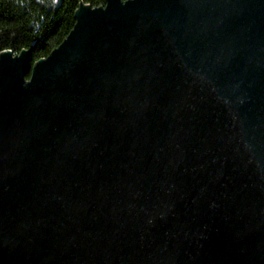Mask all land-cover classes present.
<instances>
[{"label":"water","instance_id":"1","mask_svg":"<svg viewBox=\"0 0 264 264\" xmlns=\"http://www.w3.org/2000/svg\"><path fill=\"white\" fill-rule=\"evenodd\" d=\"M0 264H264V0L82 4L2 51Z\"/></svg>","mask_w":264,"mask_h":264},{"label":"trees","instance_id":"2","mask_svg":"<svg viewBox=\"0 0 264 264\" xmlns=\"http://www.w3.org/2000/svg\"><path fill=\"white\" fill-rule=\"evenodd\" d=\"M82 4L105 0H0V53L30 48L31 64L46 57L72 29Z\"/></svg>","mask_w":264,"mask_h":264}]
</instances>
